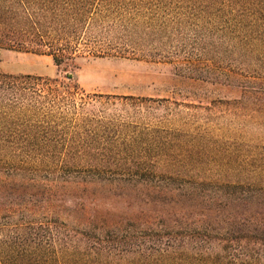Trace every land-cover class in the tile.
<instances>
[{"label": "trees", "instance_id": "16d2710c", "mask_svg": "<svg viewBox=\"0 0 264 264\" xmlns=\"http://www.w3.org/2000/svg\"><path fill=\"white\" fill-rule=\"evenodd\" d=\"M0 49L56 66L89 56L174 62L239 92L192 103L89 93L70 74L0 72V264H264V181L153 166L150 148L164 163L169 153L139 120L220 107L264 117V0H0ZM114 181L173 197L178 209L59 217L69 188Z\"/></svg>", "mask_w": 264, "mask_h": 264}, {"label": "rangeland", "instance_id": "374dc122", "mask_svg": "<svg viewBox=\"0 0 264 264\" xmlns=\"http://www.w3.org/2000/svg\"><path fill=\"white\" fill-rule=\"evenodd\" d=\"M76 62V66H56L47 55L0 49V72L43 77L70 74L89 93L153 98L182 95L192 103L239 96L238 90L228 85L224 77L215 79L212 73L174 62L109 56L80 57ZM191 112L183 117L139 118L144 125L154 128L152 136L154 141H160V151L169 153L164 163L155 158L156 148H150L148 158L156 162L153 166L165 167L166 171L180 176L198 173L219 181H249L252 178L264 181V117H231L221 107L211 113ZM178 184L174 182L173 187ZM128 185L114 181L69 188L63 194L58 215L65 222L75 224L79 218L104 216L158 219V215H163L171 206L177 211L173 197L158 196L151 191L147 199L137 188ZM160 198L163 200L159 201Z\"/></svg>", "mask_w": 264, "mask_h": 264}]
</instances>
